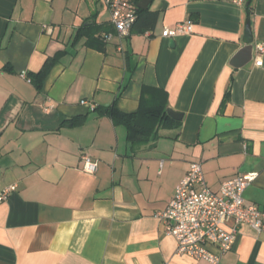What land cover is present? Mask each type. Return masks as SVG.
Wrapping results in <instances>:
<instances>
[{"label":"crops","instance_id":"obj_1","mask_svg":"<svg viewBox=\"0 0 264 264\" xmlns=\"http://www.w3.org/2000/svg\"><path fill=\"white\" fill-rule=\"evenodd\" d=\"M247 6L151 0L155 28L120 39L102 0H0V192L15 186L0 203V264H191L157 213L192 161L215 192L257 172L244 198L262 203L264 0ZM248 20L254 59L234 67ZM178 22L193 32L162 36ZM83 26L101 28L103 50L76 36ZM57 54L40 90L21 76ZM144 86L183 113L156 138L131 139L124 122L91 108L135 113ZM84 155L95 173L83 171ZM221 264H264V231L242 225Z\"/></svg>","mask_w":264,"mask_h":264},{"label":"built area","instance_id":"obj_2","mask_svg":"<svg viewBox=\"0 0 264 264\" xmlns=\"http://www.w3.org/2000/svg\"><path fill=\"white\" fill-rule=\"evenodd\" d=\"M111 13V23L120 39L128 37L138 17V5L134 0H102ZM193 32L190 22H178L165 27L162 36L173 38ZM111 33L105 35L110 39ZM257 64H262L264 45L258 44ZM21 76L30 81L26 72ZM87 104L86 100H81ZM95 109L94 106H91ZM83 171L95 173L97 162L89 155L82 157ZM257 172L239 174L224 181L218 192L213 191L205 178L202 165L192 161L183 179L175 188L172 199L165 209L157 213L164 233L177 242L176 253L193 259L191 264L205 260L221 264V256L232 250L242 225L247 224L257 231H264V198L261 204L247 203L245 189L255 181ZM15 186L0 192V203L8 198ZM215 247L218 252L212 250Z\"/></svg>","mask_w":264,"mask_h":264},{"label":"trees","instance_id":"obj_3","mask_svg":"<svg viewBox=\"0 0 264 264\" xmlns=\"http://www.w3.org/2000/svg\"><path fill=\"white\" fill-rule=\"evenodd\" d=\"M252 2L253 0H248L247 9L249 13L252 9ZM137 14L138 17L134 23L132 32L144 33L147 30L155 28L159 16L158 11L138 9ZM92 27L93 26H83L79 31H77L76 36L79 37L83 34L86 35L87 44L103 50L105 44L102 35L99 34L101 28ZM59 54L55 57L49 58L40 72L28 75L30 81L35 84L38 90L42 88L43 79L48 73L49 68L57 61ZM228 93L229 92H227V97ZM226 100L227 98L225 97L223 102H226ZM94 110L110 114L118 120L124 122L128 128L129 138L137 139L138 141H141L143 137L148 136L156 138L159 136V130L161 128L171 127L173 125L177 126L181 123V121L173 119L167 113V92L163 89H157L149 86L143 87L140 107L135 113L121 112L115 103L105 109L95 108Z\"/></svg>","mask_w":264,"mask_h":264},{"label":"water","instance_id":"obj_4","mask_svg":"<svg viewBox=\"0 0 264 264\" xmlns=\"http://www.w3.org/2000/svg\"><path fill=\"white\" fill-rule=\"evenodd\" d=\"M151 0H142L138 4V9H147ZM253 33L251 30V21L248 20L246 27V34L244 38L245 45L237 52L231 60V65L234 67H242L254 59V43ZM167 113L175 120H181L183 113L172 108L167 110Z\"/></svg>","mask_w":264,"mask_h":264}]
</instances>
